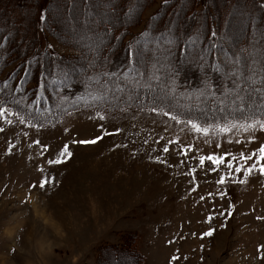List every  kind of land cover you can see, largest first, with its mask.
I'll return each mask as SVG.
<instances>
[{
	"label": "rangeland",
	"instance_id": "374dc122",
	"mask_svg": "<svg viewBox=\"0 0 264 264\" xmlns=\"http://www.w3.org/2000/svg\"><path fill=\"white\" fill-rule=\"evenodd\" d=\"M14 1L0 0V24L8 27L0 31V37H8L0 51L6 45L30 44L32 6L25 5L23 12ZM80 1L73 0L70 5L66 0L53 1L48 19L57 35H50L49 40L56 51L72 56L78 50L60 42L59 35L77 43L81 52H86L81 62L85 68H104L107 73L125 76L128 82L122 84V78L120 81L112 75L108 85L96 91L99 98L124 100L137 92L138 97L149 94L157 103L169 102L176 108L192 107L197 102L193 108L198 112L210 105L201 95L204 88L189 90L176 83L174 79L182 75L179 71L175 76L166 75L179 61L173 54L175 59L168 64L157 51L169 47L167 37L152 39L146 47L138 48L144 53L139 63L135 60L140 75L121 73L118 66L123 58L110 61L109 53L98 57L104 47L112 45L115 50L117 45L108 34L103 36L94 28L99 22L126 21L125 14L132 15L133 9L121 4L132 0H88L90 6L99 7L91 13L79 12ZM160 1L146 5L138 23L129 28L131 33L144 28ZM231 1L218 0L216 11L229 14L227 23L233 32L228 34L238 33L232 43L251 34L252 28L259 34L258 20L249 15L254 3L238 0L243 6L238 4L228 12ZM11 25L16 29L11 30ZM261 46L256 42L255 47ZM154 56L160 62L152 67ZM190 63L183 60L179 67L186 69ZM129 68L132 72L133 66ZM153 73L156 78H152ZM226 85L230 87V81ZM8 95L11 102L23 99ZM58 97L54 105L68 98ZM220 97L216 93L213 99L216 102ZM224 104L240 106L232 96ZM21 119L15 114L0 117V264H128L134 262L131 247L142 257L137 264H264V176L258 171L249 176H244L243 170L235 171L236 163L245 167L264 164V159L255 161L264 143V131L258 127L244 131L225 122L219 125H229L230 130L222 133L217 124H205L200 126L209 127V132L203 134L193 131L186 121L177 123L171 115L133 106L69 110L50 127H33ZM97 136L100 139L92 144L74 143ZM249 136L254 138L249 141ZM64 145L71 154L67 158L59 156ZM225 153L236 157L231 175L227 168L231 157ZM240 153L253 154V159L240 161ZM209 154L224 155L225 162L213 165L206 159L201 164L199 158ZM56 159L62 162L49 163ZM221 174L225 176L222 184L217 183ZM41 180L47 181L44 187H40ZM241 180L244 182H238ZM209 229L211 235H205ZM104 246H118L124 252L105 249L98 260L99 249Z\"/></svg>",
	"mask_w": 264,
	"mask_h": 264
},
{
	"label": "trees",
	"instance_id": "16d2710c",
	"mask_svg": "<svg viewBox=\"0 0 264 264\" xmlns=\"http://www.w3.org/2000/svg\"><path fill=\"white\" fill-rule=\"evenodd\" d=\"M53 1L15 0V5L20 7V9L22 8L23 12L25 5L31 4L32 6L34 19L32 28L29 29L28 33L30 35V44L26 47H20L16 44L12 46L6 45L0 51V105L11 109L16 116L27 121L30 125H35L37 128L50 127L57 124L69 110H89L92 108L111 110V108L116 109L117 106L126 109L133 106L141 110L142 108L150 109L156 107L170 112L172 116H177L180 120L188 121L191 119L199 125L225 124V122L247 121L252 118L264 119V111L256 107H227L224 102H220L224 100V97H220L215 102L213 97L208 98L205 96L207 100L209 99L208 103L210 105L201 112L193 108L198 106L197 102L192 107L176 108L169 102L168 104L157 103V100L149 94L140 93L141 95L138 97L137 92L134 93V97L124 98V100L113 98L111 101V99L99 98L96 91L98 88L108 85L112 75H106L107 72L104 71V68V70L98 71L85 68V65L81 62L84 60L86 52L82 51L83 54L77 43L65 40L61 35H59L60 42L77 49L78 53L72 56L61 54L55 50L49 38L50 35H57V33L48 19L49 8L53 6ZM66 1H68L69 5L73 2V0ZM237 1L233 0L230 2L227 9L228 12L231 8L235 9L238 6L239 3ZM152 2L154 0H141L136 4L135 0H132L126 4V1H123L121 4L123 8L133 9L132 15L125 14L126 21L118 23L115 20H111L102 24L99 22L98 26L94 28L97 33H103L110 29L108 38L113 44L116 42L117 49L112 50V45L104 47L105 51L102 49V54L98 57L104 58L109 53V55H112L109 59L110 61L116 62L119 60L120 62L123 58L124 60L121 61L118 67L122 68L121 73H124V75L134 74L129 66H133V69L139 67L135 62L136 56L130 55V51L136 52L138 48L146 47L147 42L152 39L155 41L167 37L166 41L169 39L177 41L171 45V50L174 55L178 56L179 61H176L178 66H171L166 75L170 76L173 72L177 73L179 71L182 75L177 79L175 78V82L182 84L189 90H195L196 87L204 88L203 79L205 72H207L209 74L208 79L211 80L213 85L212 91L221 96L222 88L220 86L226 84V81L223 80L222 74L215 72L210 65L220 63L221 67H223V60L226 57L234 56L242 47L247 48L252 40L261 42L262 46L260 49L264 50V35H262L264 34V0H250V2L254 3V11L252 10V14L249 15H253L251 17L254 21L258 20L257 28H260L261 32L257 34L256 29L252 28L251 34L239 36L240 38L236 43L232 42L233 39L238 38V33L228 34L229 31L233 32V28H230L227 23L229 14L223 16L216 11V7L219 4L218 0H168L167 4L161 0L158 9L145 20L144 28L139 32L131 33L129 28L138 23L141 12L145 10L146 5L150 6ZM239 5L243 6L242 4ZM77 7L79 12L86 10L88 13L99 8L98 6V8L90 6L86 3V0L78 2ZM81 9L83 10L81 11ZM41 13L45 17L43 21L40 19ZM122 16L124 17V13ZM177 19V23H171V21ZM167 22L169 23L168 27L165 26ZM20 25L22 26V24ZM7 28L4 24H0V31H6ZM10 29L14 30L16 27L11 25ZM212 32H215L216 35L212 36ZM21 37L23 36L20 35V39ZM190 37L191 39H189ZM7 39V34H3L0 37V46L8 42L6 41ZM212 43L217 45L216 49L211 52L206 51ZM118 49L120 52L111 53V50L118 51ZM181 49L184 51H181ZM188 52L193 54L203 52L204 59L200 60V62L192 59L189 66L183 69L181 65L179 67V63L181 64L183 60H189V58H186ZM77 54H81L82 57ZM142 56H144V53H141L140 57ZM104 66L102 65V67ZM107 74H111V72ZM113 77H115L114 79L122 78L120 74H114ZM93 80L99 81L94 83L92 82ZM121 80L122 84L128 82L125 76ZM217 88H220V91ZM7 92L15 96H22L23 99L20 102H11L9 95L6 94ZM65 95L68 98L65 101L61 100L63 104H53L56 101L55 97H63ZM195 112H198V114H195ZM107 247L104 246V248L99 249L101 254H99L98 260H100L105 249L116 250L120 248L118 246ZM122 251L124 252L122 249L118 250L120 253ZM129 254L134 257V262L128 264H137L142 259L135 247L129 249Z\"/></svg>",
	"mask_w": 264,
	"mask_h": 264
},
{
	"label": "snow or ice",
	"instance_id": "6c2138e0",
	"mask_svg": "<svg viewBox=\"0 0 264 264\" xmlns=\"http://www.w3.org/2000/svg\"><path fill=\"white\" fill-rule=\"evenodd\" d=\"M165 4H167L168 0H163ZM87 3V0H86ZM106 6V5H105ZM41 21L45 19L44 14L41 13L40 15ZM110 31V29L108 30ZM108 31L103 32V36H106L108 34ZM216 33L212 32V36H215ZM264 35V34H262ZM119 39V37H117ZM191 39V37L189 38ZM101 39V43H102ZM175 41L174 39H169L167 41V44L169 45L168 48H165L163 51H159L160 56L168 63L171 64L172 60L175 59L173 56L172 50L170 45H172ZM256 41L252 40L249 43V46L247 48H240L238 52L231 57H226L223 60V67H221L220 63H213L210 65V67L217 73H221L223 76L224 81H230L231 86H227L226 84H222V91L221 96L224 97V99H228L229 96L233 97V102L239 101L240 106L243 107H256L261 111H264V50H261L260 48L255 47ZM51 47V45H49ZM217 45L215 43H212L210 47L206 49V51L211 52L213 49H216ZM181 51H184L181 49ZM166 53V54H165ZM130 55L137 57V62L139 63V58L141 56V53L139 49H137L136 52H131ZM186 58H189L190 62L192 59L197 60H203L204 59V53L200 52L198 54H193L192 52H188L186 55ZM155 63H152V67H155L156 63H159V59H157L155 56L152 58ZM145 63H151V61L146 60ZM132 72H134L136 75H140L138 69H132ZM106 75H114V74H107ZM177 75V73L173 72L172 76ZM208 73L205 72L203 84L204 89L201 92L202 96L207 97H215L216 93L212 91V82L208 79ZM152 78H156L155 74H152ZM170 79L172 77H169ZM131 83L139 84V81L135 79H130ZM119 87V86H117ZM218 91H220V88H217ZM221 103L224 102V100L220 101ZM152 112H163L164 115H171L170 112L164 111L163 109H158L156 107H152L149 109ZM5 114L11 116L14 115L11 109L0 106V117L4 116ZM97 116H99L100 119H104L103 116H100L99 113H97ZM173 120H175L177 123H180V120L177 116H171ZM12 121H8V123H11ZM21 122L23 123V120L21 119ZM187 123L191 126V129L195 132L207 134L209 132V127H203L198 125L195 121L189 119ZM231 128H238L240 130L247 131L249 129L255 130L256 127L259 128L260 131H264V119H255L252 118L250 122L247 123H240L236 124L235 122H230ZM35 127V125H33ZM220 132H228L230 130L229 125L221 126L217 124L215 126ZM67 131V129H65ZM118 132L119 129H116ZM254 137L249 136L248 140L251 141ZM100 137L97 136L95 139L91 140H80V141H74V143H81V144H92L95 143L97 140H99ZM239 143V141H236ZM219 147V145H217ZM9 148H11V145H9ZM45 149L47 150V145H45ZM167 150V149H165ZM71 155L68 152V146L64 145L63 149L60 151L59 156L67 158V156ZM224 155H227L231 157L227 161V168L229 169V175H231V169L233 168V164L236 161V157H232L231 153H225ZM224 155L216 156L213 154H209L208 156H201L199 159L201 161V164L207 159L208 161H211L213 165H220L225 162ZM253 159V154H245L240 153L239 160L240 161H251ZM261 159H264V143H261L259 146L258 154H255V161H260ZM62 161L60 159L56 160H50L49 163H61ZM243 170L244 176H249L253 171H258L260 175L264 176V164H250L249 166H243L240 163L235 164V171L240 172ZM225 176L223 174L220 175L219 180L217 183H224ZM240 183H243L244 181H238ZM47 181L41 180L40 181V187H44ZM220 195H223V193H220ZM230 214V213H229ZM210 218V217H209ZM223 226V225H221ZM212 229H209L207 233H204L205 235H211ZM259 250V249H258ZM175 259V257H173Z\"/></svg>",
	"mask_w": 264,
	"mask_h": 264
}]
</instances>
